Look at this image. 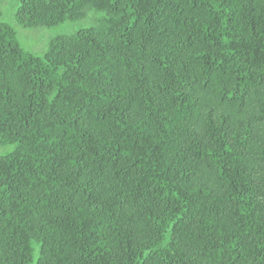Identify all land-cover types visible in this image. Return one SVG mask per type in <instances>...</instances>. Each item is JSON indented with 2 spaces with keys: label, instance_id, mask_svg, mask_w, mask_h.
Returning a JSON list of instances; mask_svg holds the SVG:
<instances>
[{
  "label": "trees",
  "instance_id": "16d2710c",
  "mask_svg": "<svg viewBox=\"0 0 264 264\" xmlns=\"http://www.w3.org/2000/svg\"><path fill=\"white\" fill-rule=\"evenodd\" d=\"M0 145V264H264V0H0Z\"/></svg>",
  "mask_w": 264,
  "mask_h": 264
},
{
  "label": "rangeland",
  "instance_id": "374dc122",
  "mask_svg": "<svg viewBox=\"0 0 264 264\" xmlns=\"http://www.w3.org/2000/svg\"><path fill=\"white\" fill-rule=\"evenodd\" d=\"M6 2H1V4H5ZM5 6V5H4ZM78 26H80V24H68L62 27H55V28H51V29H44V31L47 34H42L40 32V30H32L31 33H27L25 30H22V28L18 27L19 30L21 31V33L25 34L28 37H31V44L34 45V49H38V45H40V43H43L44 40L51 38L52 36H54V34H61V35H65V34H71L74 33V31L77 30ZM38 44V45H37ZM11 150L10 147L5 146V145H0V155H5L7 154L9 151Z\"/></svg>",
  "mask_w": 264,
  "mask_h": 264
}]
</instances>
